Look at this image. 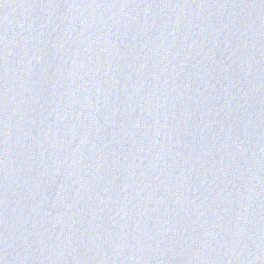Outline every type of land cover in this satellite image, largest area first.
Wrapping results in <instances>:
<instances>
[{"label":"water","instance_id":"water-1","mask_svg":"<svg viewBox=\"0 0 264 264\" xmlns=\"http://www.w3.org/2000/svg\"><path fill=\"white\" fill-rule=\"evenodd\" d=\"M0 264H264V0H0Z\"/></svg>","mask_w":264,"mask_h":264}]
</instances>
